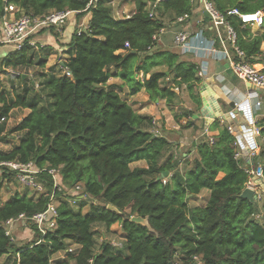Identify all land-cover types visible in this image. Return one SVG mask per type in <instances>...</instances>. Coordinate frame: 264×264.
<instances>
[{"label":"trees","instance_id":"1","mask_svg":"<svg viewBox=\"0 0 264 264\" xmlns=\"http://www.w3.org/2000/svg\"><path fill=\"white\" fill-rule=\"evenodd\" d=\"M111 1L96 0L84 11L91 14L88 27L72 33L68 58L62 65L65 71L41 81L49 103L40 105L34 84L32 96L27 87L9 101L0 96V122L15 107L29 109L10 130L21 132L20 139L8 150H0V160H32L39 168L59 169L63 191L79 182L91 197V201H81L76 210L61 200L56 226L45 233L44 241L36 243L40 233L32 226V241L16 246L2 223L19 213L31 216L47 202L44 194L32 198L16 192L0 205V257L14 255L10 264H69L68 258L52 261V256L72 242L79 246L72 257L74 264H264V219H255L257 204L240 196L249 181L243 168L248 164L242 157H234L236 138L227 125L213 120L210 128L218 134L213 143L203 140L196 145L191 167L185 172L175 169L165 183L159 177L174 165L173 153L158 163L171 143L153 134L152 118L136 113L107 80L119 77L130 94L143 87L150 98L167 102L175 96L172 87L185 85L194 98L193 87L201 80L196 75L198 63L170 49L149 50L155 46L152 35L164 23L149 16L144 0H134L133 14L119 19L112 15ZM213 1L221 11L236 7L243 13L263 10L264 15V0ZM6 2L25 13L40 15L49 10H81L88 0ZM4 3L0 0V14ZM160 5L163 13L172 16L191 13L194 8L191 0H162ZM227 20L247 57L260 52L264 31L252 36L237 16L229 15ZM201 24L208 25V21L203 19ZM44 64L45 59L27 43L0 59L5 68ZM156 66L167 69L151 72ZM140 72L150 75L138 79ZM169 76L173 86L162 85ZM19 78L28 80L22 75ZM141 159L147 161V167H130ZM262 173L264 177V167ZM39 180L49 193L51 176L43 171ZM3 181L10 184L12 177L1 172L0 188ZM203 189L208 191L205 203L189 205ZM87 204L88 210L82 213ZM109 204L117 209L107 208ZM132 215L147 217L153 232L130 221ZM116 222L121 224L127 253L116 252L104 240L94 252L93 225L100 223L109 230Z\"/></svg>","mask_w":264,"mask_h":264},{"label":"built area","instance_id":"2","mask_svg":"<svg viewBox=\"0 0 264 264\" xmlns=\"http://www.w3.org/2000/svg\"><path fill=\"white\" fill-rule=\"evenodd\" d=\"M3 1H5L3 5V12H10L11 16H3L0 20V31L2 32L0 42L11 44L16 48H20L24 43L35 46L36 41L33 36L41 29L53 27L58 32H61L70 16L85 11L96 0H88L86 7L81 10H49L40 15L25 13L16 5L8 4L6 2L7 0ZM160 1L162 0H156V2ZM195 1H198L201 5L202 11L206 13L209 21L208 28L214 33V37H207L204 34L205 31L203 28H199L196 33L188 32V30L182 29L176 31L172 36L173 46L182 55L188 53L201 58V60L198 59L197 62V75L200 77H205V75H207V60L209 58L215 60L224 59L227 61L229 68L237 79L251 84L257 90H264V64L257 66L247 60L245 52L240 49L236 43V30L227 20V16L233 15L237 16L242 24V27L252 25L260 26L264 22V15L262 11L257 10L252 13H243L236 7L221 11L215 6L213 0ZM191 4H194V0H191ZM17 12L19 13L18 15H16ZM192 15L193 14L191 12L174 16L171 25H177L180 23L187 24V22L192 18ZM149 16L151 18H157L152 12H149ZM126 17H129V15ZM200 21L201 19L197 20L198 23ZM165 26L166 25L163 24V26L152 35L155 46L157 45L161 34L166 32L167 28ZM221 28H224V33ZM80 31L81 30H78L76 32L79 33ZM124 46L128 48L129 43L125 42ZM155 46L149 47V50H152ZM203 58L206 59L204 60ZM11 72L17 74L18 76H21L22 74L18 71ZM256 104L259 105L260 102L257 101ZM152 124L154 126L152 132L157 135L159 130L155 125V119H152ZM260 129H264V117L262 118V125L259 130ZM229 130L233 133L231 127H229ZM235 138L234 145L236 146V151L234 153V157L239 159L242 157V153L238 150L239 139L236 134ZM208 141L209 143H213L214 138L209 137ZM255 151L256 150H252L250 155L254 156ZM247 160L249 162L248 166H243L245 173L249 177V181L246 186L252 187L254 177L256 179H264V177L262 167L252 165L249 158ZM43 171H46L52 178V189L49 193L46 192L43 184L39 180V174ZM1 172L10 175L12 180H15L17 183L27 187L28 189L47 196V202L42 210L31 216H27L25 213H19L2 223L5 234L9 236L11 240H14V236L11 235V232L8 229H11L16 222H20L21 225H24L25 229H32L31 231L33 233L34 231L32 226L37 229L40 236L36 243L43 242L45 233L52 230L56 226L58 217L57 206L59 204L57 199L60 196H65L70 205L81 201H91V197L85 191L83 184L79 182L75 183L69 189L64 187L68 191H63V186L61 185V181L59 179V169L46 167L39 168L32 160L25 163L16 159L0 160V173ZM162 181L163 183L166 182L164 179ZM4 182L5 181H3V183ZM57 192L60 193L57 194Z\"/></svg>","mask_w":264,"mask_h":264},{"label":"crops","instance_id":"3","mask_svg":"<svg viewBox=\"0 0 264 264\" xmlns=\"http://www.w3.org/2000/svg\"><path fill=\"white\" fill-rule=\"evenodd\" d=\"M112 1L115 2V0H112ZM154 1L156 2V0H154ZM134 3H135V1H134ZM156 3L160 4V2H156ZM193 6H194V8L192 10V14H193L192 18L187 22V24H184L183 29L188 30V32H192V33L195 32L196 33L199 28H203L205 31L204 34L207 37H210V38L214 37V33L208 28V25L207 24L206 25L201 24L203 19H206L208 21V19H207L208 17L206 16V13L202 11L201 5L198 3V1L194 0ZM147 7L148 6L146 5V9H147ZM134 9H135V4H134ZM2 11H3V8H2ZM113 12H115L114 9H113ZM116 12L119 14V11H116ZM133 12H132V14H133ZM124 13H122V14H124ZM127 15L128 14H126L125 17L124 16L116 17L115 15H113V16L115 18L119 19V18H127L126 17ZM3 16H5V17L9 16L10 17L11 13H8L6 11L3 13L1 12L0 20L3 18ZM90 17H91L90 12H84L83 11L82 15H79L77 13V14L70 16L67 20V23L62 28L61 32H58L57 30L53 29V30L58 32L57 35L54 34L53 30L48 28V29H43V30L39 31L37 34H35L33 36L36 43L40 44L42 47L45 46L47 48L46 50H43V48H41V51H37L39 53L40 57L45 59L44 66H38V65L32 66V67L38 68V70H36V74L40 80H43L44 77H48L51 74L59 75L60 73H62V70H63V72L65 71V69L63 68L62 65H63V62L68 58L67 50L70 48L68 46V43L70 41L71 35L73 32L78 31V30L85 31L88 27ZM156 17H158V16H156ZM173 18H174V16L172 17V20H173ZM198 19H201V21L199 23L197 22ZM256 26H257V28H259V31H257V32H252L250 29V26H248L252 36L258 35L264 31V23L260 26H258V25H256ZM221 30L223 33L225 32L224 28H221ZM0 37H2V32H0ZM159 42H160V39H159L158 43ZM158 43H157V45H158ZM156 46L154 48H156ZM14 49H16V47H14L13 45L2 43V45L0 46V54L3 57L9 51H12ZM259 50H260V52L254 54V55H251L248 57L245 55L249 62L256 64L257 66L264 64V40L261 41V43L259 45ZM178 53H179V51H178ZM182 56L185 59L193 60L194 62H198V59L201 60V58L194 56L193 54L187 53V54H184ZM203 59L205 60L206 58H203ZM211 61L213 62L212 65L210 63ZM226 64H228V63L224 59L215 60V59L209 58L207 60V69H208L207 75H205V77H200L197 75V72H196V75L200 79L204 78V79L208 80L209 75H210V68L209 67L212 66V68L214 67V69L212 71L214 78L220 80L222 78V72L225 71V73H226V67H225ZM160 67L161 66L153 67L151 69V72H153V71H165V69H162ZM9 68H10L9 72L17 69V68H11V67H9ZM113 70H114V68L110 67V71H113ZM28 72H21L22 77L27 78L28 80H30V82L32 84L35 85V83H34L35 79H34L33 75L29 74ZM11 73H13V72H11ZM149 75H150V73H147L144 75L143 72H140L139 75L136 77L138 79H142L144 77L148 78ZM31 77H32V79H31ZM229 77H230L232 85L235 87V92L241 98L240 99L241 102L235 108V109L239 110L238 112L231 111L227 115L229 117V121H230L228 127H231L233 129L232 134L234 136L236 134L237 138H238V136H240L244 140V142H247V144L244 145V144H241L240 139L238 140L239 141L238 150L241 151L242 158L245 160V162L247 164H249V162L247 160L249 158L250 163L252 165L257 166V167L260 166L263 168L264 167V158L262 156L258 155L254 159V161L252 159L255 155L258 154L259 142L262 140V143H260V144L264 143V131H262L261 129L259 130V128L262 125V118L264 117V113L259 112V109H260L259 107L262 106L261 105L262 104L261 95H260V93H258L259 96L257 95V92H256L257 89H255V87H253L251 84L245 83L242 81L243 82L242 86H240V85H237L236 83L233 82L234 78H232V76L229 75ZM28 80H27V82H28ZM107 83L116 85L117 89L119 90L120 96L122 98H124L131 105L132 109L136 113L141 114V115H147V116L151 117L152 119H155V121H156L155 125L159 130V133L157 135L164 136L171 143L168 151H166L164 153V155L160 158V160L158 162L159 164H161L165 160V157L169 153L174 154V162H173L174 165L172 167H170L168 170L163 171L159 175V177L164 179L166 182L169 179L170 175L174 172L175 169H179L181 172H185L187 169H189L191 167L192 160L196 156V145L199 142H201L203 140H208L209 137H214L215 135L218 134V130H216V129L213 130L210 128V123H207V124L205 123L202 126L198 125L199 124V117L197 115L192 114V116H191V117H193V120H194L193 125L188 126V127L182 125L181 123L184 122V121H182L183 120L182 118L183 117L186 118V116L177 115L175 113V111H173V109H172V102H173L174 98L176 97V95L172 98V100L170 102H167L165 99H162V98H156V99L150 98L149 93H147L143 87L140 88L134 94H130L128 85L126 83H124L123 80L119 77L110 76L107 80ZM181 86H179V87H181ZM179 87H177V88H179ZM254 90H256V91H254ZM175 101H176V99L174 100V102ZM251 101L254 102V104H252ZM257 101L260 102L259 105L256 104ZM210 103L213 104L211 106V108L214 107V109H216L215 113L216 114L219 113V110H218L215 102L211 101ZM178 107H179V105H177V103H176V105L173 108L176 109ZM28 112H29V110H27L26 114ZM25 115H23L22 117H24ZM2 123L3 122H0V124H2ZM220 124L224 125V123H221V122H220ZM248 129H251V132L254 134H251V135L246 134V131ZM0 133H3V132H0ZM20 135H21V133H20ZM245 135L247 137H250V138L245 137ZM258 138H259V141H258ZM252 140H254L253 141L254 143H252ZM248 141H250V143ZM188 147H191V148L188 149ZM252 150H256L254 156L250 155ZM235 151H236V146H235ZM192 154H193V157H191ZM248 155H249V157H248ZM147 165H148L147 161L143 160V159L133 161L130 163V167H132V168L133 167H147ZM263 181H264V179H263ZM258 186H259L258 183H256V181H253L252 187H249L254 191V195H255L254 203H256L257 200H259V198H260V194H258L260 188H258ZM0 189L3 190V188H0ZM2 192H3L5 197L2 196V199L0 198V200H2V203H3L5 201H7L8 198H6V195H5L6 193H4V191H2ZM2 192L0 191V195L2 194ZM202 193H203V197H201ZM10 194H11V196L14 195V193H10ZM207 197H208V191L206 189H203V190H201V192L198 195L194 196L191 200H189V205H191V206L203 205L205 203ZM104 236L105 235H103V237ZM123 239L125 240L124 237H123ZM61 257L62 256H60V258Z\"/></svg>","mask_w":264,"mask_h":264},{"label":"rangeland","instance_id":"4","mask_svg":"<svg viewBox=\"0 0 264 264\" xmlns=\"http://www.w3.org/2000/svg\"><path fill=\"white\" fill-rule=\"evenodd\" d=\"M144 1L148 6L147 7L148 11L152 12L154 15L162 19L163 23L166 25L165 27L167 28L166 32L161 35L160 42L156 46V49H162V50L170 49L173 51H177V49L173 46L172 36L176 31L182 30L184 24L180 23L177 25H171L172 17H173L171 13L169 12L163 13L161 9V5L156 3L155 1L152 0H144ZM134 4H135L134 0H115V2L112 1L109 3V5L112 8L111 9L112 15H115L116 17H122V16L125 17L126 14L131 15L132 12L134 11ZM113 9L115 10V12H113ZM116 11H119V14ZM18 14L19 13H16V15ZM250 29L252 32L259 31V28H257L256 25L250 26ZM0 44L2 45L1 42ZM33 48L36 51V55L37 54L39 55L37 51H41V48H43V50L47 49L45 46L42 47L38 43H35V46H33ZM1 57L2 55L0 54V59ZM210 63L211 65L213 64L212 61ZM160 68L165 70L167 69L166 66H161ZM209 68H210V75L208 80L203 78L193 87L194 98L191 97L190 92L187 90L186 86L182 85L179 88L172 87V91H174L176 95V97L174 98V100L176 99V101L174 102L173 100L172 102V109L173 111H175L177 115L186 116V118L185 117L182 118L183 119L182 121L184 122L181 123L186 127L191 126L194 123L193 117H191L192 114L197 115L199 117L198 125L201 126L204 125L205 123L211 124L215 119H218L221 123H224V125L229 126L230 121L227 115L231 111H234L237 105L241 102L240 100L241 98L235 92V87L232 85L229 75L224 71L222 72V78L220 80L215 79L214 75L212 74L214 67L212 68L211 66ZM9 70H10L9 67L5 69V67L0 65V96L1 94L5 95L6 99L9 101L10 99L16 97L17 93H22L24 87L28 88L27 94L32 96L34 94L32 88L33 84L30 82V80H28V82H23L19 78L20 76H18L15 73L9 72ZM36 70H38V68L30 67L27 69L17 68L14 71H18V72L29 71L28 73L33 75L35 79L34 87L38 89L36 96H38L39 103L40 105H46L47 103L50 102V98L48 97L47 90H45V88L41 85L42 80H40L37 77ZM233 82L240 86H242L243 83L241 80L237 78H234ZM161 84L162 85L166 84V86L168 85L173 86V84H171V76H169V78H167L166 80L161 81ZM256 92L258 96H259L258 93H260L262 100V104H261L262 106L259 107L260 108L259 112L264 113V90L259 89ZM209 101L215 102L219 110V113L217 114L215 113L216 109H214V107L211 108V106L208 103ZM176 103L177 105H179V107L175 109L173 107L176 105ZM251 103L254 104V102L252 101ZM27 110L29 109L15 107L11 109L7 117L2 120L3 123L0 124V132L3 133H0V150L3 151L8 150L18 142V140L20 139L19 135L21 132L11 133L10 130L14 125H16L22 119V116L26 114ZM245 137L247 136L245 135ZM238 139H240L241 144L244 145L247 144V142H244V140L240 136H238ZM253 141L254 140H252V143H254ZM248 142L250 143V141ZM260 143H262V140L258 144L259 146L258 153H260L261 156L264 158V143L263 144ZM189 148L191 147H188V149ZM191 157H193V154ZM1 188H3V190L0 189V191L1 192L4 191V193H6L5 194L6 198L8 199L11 197L10 193L15 194L16 191L20 193H27L29 196H32V198H37V196L40 195L38 192L28 189L27 187L17 183L15 180H12L10 184L4 182ZM258 188H260L258 193L260 194V198L256 202L257 208L254 214L255 215L254 218L260 219L262 217V219H264V188L261 187L260 185L258 186ZM201 195H202L201 197H203V193ZM2 196L5 197L3 192L0 195L1 199ZM61 200H66L65 196L58 197L57 202L60 203ZM1 203L2 200L0 201V205ZM80 204L81 202H78L76 204L71 205V207L77 209V207ZM87 210H88V204L83 207L82 213H85ZM92 228L94 230V252L99 251L100 245L104 240L110 243L116 252L122 254L127 253V249L125 248L124 239H123L124 233L121 230L120 223L118 224L116 222L112 224L109 230H107L105 226L100 223L93 225ZM8 230L11 232V235L14 236V240H12V242H14L16 246H25L26 244L30 243L33 239L32 236L34 233L31 231L32 229L31 230L25 229L24 225H21L20 222H16L13 225V227ZM103 235L105 236L103 237ZM78 247L79 246H77L76 244L72 242H68L67 249L65 251H60L55 253L54 256H52V261L68 258L69 264H74L72 257L73 255L76 254ZM60 256L62 257L60 258ZM13 258L14 255H9V257L5 255L1 256L0 264H10Z\"/></svg>","mask_w":264,"mask_h":264},{"label":"water","instance_id":"5","mask_svg":"<svg viewBox=\"0 0 264 264\" xmlns=\"http://www.w3.org/2000/svg\"><path fill=\"white\" fill-rule=\"evenodd\" d=\"M2 13H3V11H2ZM131 53H134V51H131ZM225 67H226V73L229 74L230 76H232V78H235V76L232 74V71L229 68L228 64H226ZM238 111H239L238 109H235L234 110V112H238ZM248 130L246 131V134L251 135V133H252L251 132V129H248ZM253 181H256V183H258V185H260L261 187L264 188L263 179H261V178L256 179L254 177ZM240 196L243 197V198H247L249 201H251V202L254 203V197H255V195H254V191L251 188L245 187L243 189V191L241 192ZM107 208L113 209V210H116L117 209L116 207L112 206L111 204L107 205ZM129 220L132 221V222L141 224L143 226H146L149 229V231L153 232L152 228L149 225V222H148V218L147 217H141V216H138V215H132Z\"/></svg>","mask_w":264,"mask_h":264}]
</instances>
